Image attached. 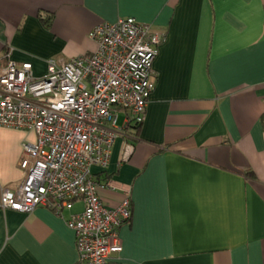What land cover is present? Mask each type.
I'll use <instances>...</instances> for the list:
<instances>
[{
	"label": "crops",
	"instance_id": "obj_1",
	"mask_svg": "<svg viewBox=\"0 0 264 264\" xmlns=\"http://www.w3.org/2000/svg\"><path fill=\"white\" fill-rule=\"evenodd\" d=\"M122 17L166 38L141 129L119 110L109 164L92 168L109 207L131 190L112 264H264V0H0V73L13 59L42 77L48 59L92 53L90 32ZM35 138L0 126V199L23 181ZM83 208H0V264H77L66 220Z\"/></svg>",
	"mask_w": 264,
	"mask_h": 264
},
{
	"label": "built area",
	"instance_id": "obj_2",
	"mask_svg": "<svg viewBox=\"0 0 264 264\" xmlns=\"http://www.w3.org/2000/svg\"><path fill=\"white\" fill-rule=\"evenodd\" d=\"M92 53L50 58L37 77L29 61L10 59L0 73V126L33 132L23 143V181L3 189L0 208L31 213L47 206L76 233L77 264H112L123 250L119 228L133 217L131 190L116 207L104 203L92 168H106L120 134L118 111L143 123L155 88L154 60L164 31L135 17L97 25Z\"/></svg>",
	"mask_w": 264,
	"mask_h": 264
},
{
	"label": "trees",
	"instance_id": "obj_3",
	"mask_svg": "<svg viewBox=\"0 0 264 264\" xmlns=\"http://www.w3.org/2000/svg\"><path fill=\"white\" fill-rule=\"evenodd\" d=\"M51 19H52V16L51 15H48L47 17H43V18H41V20L43 21V23L47 26L50 22H51ZM134 128H136L137 130H140L141 129V123H139V124H136V122H135V124H134ZM249 176H251V177H255L254 176V173L253 172H248L247 173Z\"/></svg>",
	"mask_w": 264,
	"mask_h": 264
}]
</instances>
